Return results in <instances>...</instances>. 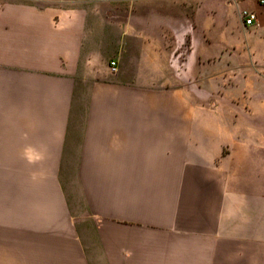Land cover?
<instances>
[{
    "label": "crops",
    "instance_id": "crops-1",
    "mask_svg": "<svg viewBox=\"0 0 264 264\" xmlns=\"http://www.w3.org/2000/svg\"><path fill=\"white\" fill-rule=\"evenodd\" d=\"M195 6L208 12V0H0V128L13 127L26 264H264V7L236 2L256 16L241 21L255 37L240 41L252 65L238 77L195 51Z\"/></svg>",
    "mask_w": 264,
    "mask_h": 264
},
{
    "label": "rangeland",
    "instance_id": "rangeland-1",
    "mask_svg": "<svg viewBox=\"0 0 264 264\" xmlns=\"http://www.w3.org/2000/svg\"><path fill=\"white\" fill-rule=\"evenodd\" d=\"M239 0H208V12L202 14L197 12L189 14L193 19L194 29L188 31L187 36L193 38L195 51L201 50L204 44V51L209 53L207 57L208 67L211 73L221 71L234 72L241 77V67H246L249 71L251 63H239L240 41H248L254 38L251 33H246L241 29V17L236 7ZM207 14V15H206ZM203 17L204 22L208 21V29L197 30V22ZM176 32L177 39L181 40V35H185L186 30L181 23H178ZM188 38V37H187ZM189 39V38H188ZM204 40L207 43L201 42ZM223 57V61L216 63L218 56ZM182 56V55H181ZM182 62L179 63V71L183 69ZM190 70L196 72L200 70L196 61L190 66ZM226 83L235 82L231 75H228ZM179 78V86H180ZM196 79L194 82L196 83ZM213 92V91H211ZM211 102L217 99V95H210ZM80 128L76 125L68 143L65 154H75L74 148L77 145ZM24 232L13 229V127L0 128V264H26L29 256L26 253L27 240L20 235ZM31 258V257H30Z\"/></svg>",
    "mask_w": 264,
    "mask_h": 264
},
{
    "label": "built area",
    "instance_id": "built-area-1",
    "mask_svg": "<svg viewBox=\"0 0 264 264\" xmlns=\"http://www.w3.org/2000/svg\"><path fill=\"white\" fill-rule=\"evenodd\" d=\"M258 4L264 7V0H257ZM241 21L245 26H252L255 22L256 16L253 12H250L247 9H242L239 12ZM109 70L112 73H115L117 71L115 62L109 63Z\"/></svg>",
    "mask_w": 264,
    "mask_h": 264
}]
</instances>
